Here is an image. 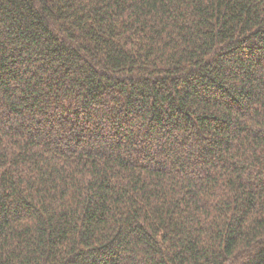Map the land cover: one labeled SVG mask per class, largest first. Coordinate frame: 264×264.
Here are the masks:
<instances>
[{
    "label": "trees",
    "instance_id": "16d2710c",
    "mask_svg": "<svg viewBox=\"0 0 264 264\" xmlns=\"http://www.w3.org/2000/svg\"><path fill=\"white\" fill-rule=\"evenodd\" d=\"M0 264H264V0H0Z\"/></svg>",
    "mask_w": 264,
    "mask_h": 264
}]
</instances>
